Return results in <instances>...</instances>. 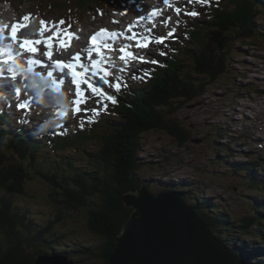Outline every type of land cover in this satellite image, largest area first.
Here are the masks:
<instances>
[{
  "label": "trees",
  "instance_id": "trees-1",
  "mask_svg": "<svg viewBox=\"0 0 264 264\" xmlns=\"http://www.w3.org/2000/svg\"><path fill=\"white\" fill-rule=\"evenodd\" d=\"M238 3L233 2L228 9L220 8L214 16L199 22L192 31L190 43L194 47H189L187 58L181 54L173 58L168 68L159 69L157 76L145 84L146 89L143 84L130 92H117L119 98L112 106L115 115L94 125L92 136L98 140L95 151H87L85 133L77 135L73 142L69 138L59 139L69 131H58L52 134L48 145L40 147L32 139L18 141L19 136L11 135L0 121V264H35L42 255L66 256L75 264H93L87 261L92 258L98 261L96 264H109L116 240L134 211L123 198L138 193L144 182L138 174L143 168L140 155L145 135L165 132L186 147L190 132L181 125L178 112L204 96L209 87L226 75L229 60L236 53L233 43L247 39L256 42L252 19L257 13L254 4L260 1ZM71 149L75 152L67 155ZM226 161L227 158L224 162L230 164ZM261 163L260 157H253L250 163L235 164L233 168L247 175L250 191L264 196ZM37 179L50 186L51 200L47 201L58 209L56 220L88 215V229L99 240L97 244H87L79 238L68 240L67 233L58 235L56 223L37 221L43 216L23 201L31 195L32 180ZM169 185L173 191L182 192L187 203L197 207V216L235 255L246 264H264L263 248L259 247L264 242V204L258 198L253 197L250 203L254 211L239 222L227 207L206 196H197L196 187L188 183ZM35 229H40L39 233L32 235ZM26 232L29 235H24ZM251 238L258 243H250ZM60 239L63 241L59 244ZM42 241L49 244L51 252L48 248L32 250L34 254L28 251Z\"/></svg>",
  "mask_w": 264,
  "mask_h": 264
},
{
  "label": "rangeland",
  "instance_id": "rangeland-1",
  "mask_svg": "<svg viewBox=\"0 0 264 264\" xmlns=\"http://www.w3.org/2000/svg\"><path fill=\"white\" fill-rule=\"evenodd\" d=\"M7 1L0 0V16L2 17H0V25L7 26L4 32L6 37H10L11 31L8 28V23H4V13L8 14L13 20L18 16L22 19L25 15L31 14V19L27 25H30V29L36 28L37 32L35 33L31 30L22 31V34L30 35L29 38L31 40L41 39V36L38 35L41 31V20L57 23L60 20H64L66 23H70L72 26L71 31L75 32L80 39L75 40V45L71 44L70 47L63 50L64 55H66L65 51L72 52V55L67 58V61H71L73 55L79 51L76 49L78 44L87 43L90 45L91 35L100 29L112 30V24L106 27L104 26V22L109 23V17L115 18L129 12L128 6H133L137 12L145 8L149 11L150 15L153 10H156L153 0H121L122 2L119 0H111V8L107 11L96 13L95 15L90 14L80 19V22L78 21L77 24H74L67 19H63L64 15L61 14L62 12L55 11V13L53 11L43 10L46 12L41 13L39 10L41 8L38 7L34 0L33 3L25 5H21L18 0H12L14 9ZM159 1L160 7L169 12V14L157 23L154 22L152 17L144 18V20H147L149 30L153 28V30L159 32V37L166 36L170 31L174 32V35L165 40L163 44L157 43V38L152 42L150 48L139 51L137 56H144L146 60H152L153 56H156L159 51H162V48L166 46L168 41L174 38L183 39L181 31L188 13L194 8V2L196 0H170L171 7L165 5L163 0ZM176 8L180 9L179 14ZM204 18L205 16L201 17V20ZM261 20L264 21V14L261 16ZM20 23H24L23 20ZM130 24L134 25L121 19L120 29L129 31ZM120 29L116 32H119ZM45 33L48 36L52 35L51 32ZM132 36V33H126L122 38H127L130 42H133L130 39ZM131 46H136V43H131ZM42 50H45V47ZM234 50H236V53L229 60L231 72L229 70L221 81L209 88L207 94L199 100L186 105L177 114L181 125L185 126L190 132L191 140L186 145V148L178 146L176 140L164 132L156 131L145 135L144 145L140 155L143 168L138 175L144 182H149L150 187H153L155 184L164 186L167 182L169 183L171 181L179 184L181 179L189 183L194 182L198 189L197 196L211 198L210 200L215 204H219L221 207H227L232 212L235 220H237V217L241 220L249 212L254 211L249 206L251 202L250 196H253V193L247 190V185L245 184L247 177H245L244 173L234 172L230 168V165L222 163L224 157L220 156L221 152H219V148L225 146V144L229 145V148L233 151V156L229 159L231 163L251 162L254 154H257V152L263 153L264 156V145L262 143L264 142V47L259 44L244 42L236 44ZM61 52V50L54 48V54L57 53L56 58L65 61ZM113 52L109 51L112 54ZM85 54L87 56V52ZM109 57L111 56L109 55ZM130 61L132 63L129 71L133 72L137 77H142L146 71V66L151 64L150 62L142 63L139 60ZM36 75L37 77L33 76L30 78L25 75L27 79L17 78L16 80L8 82L13 84L14 89L16 84L19 86L20 96L27 98L30 95L40 97L39 92L41 89L43 93L46 92L48 94L47 98L49 102H52L54 91H52L50 82H41L43 76L40 77L37 73ZM117 77L119 78L116 75L113 77L115 80H111L110 83L112 85L114 81L120 82ZM38 87H40L39 90ZM245 87L250 88V91L246 90ZM88 94L91 97L88 99L84 109L89 111H82L77 116L73 112H69L68 118L65 121L73 124L82 117L90 116L92 114L91 109L98 110L106 103L100 97L94 96L91 91ZM14 98L16 99L15 103L19 107V104L23 101L19 99V95H14ZM40 100L41 102H46L43 99ZM63 100L70 104V109L72 108L71 103H73L75 98L71 99L69 96H64ZM21 111L24 112V110ZM30 111L29 107L27 112L29 113ZM46 111V107H42L35 111L36 114L34 116L37 119L40 117L44 127L58 120V118H48ZM56 123H60L58 125L62 126L61 123L63 122ZM221 133L225 135L221 136ZM239 136L240 139L237 138ZM96 144L97 140L93 138L85 146L88 151H93ZM29 193L31 195L23 198V201L29 203L36 214L43 216L44 219L37 220L39 223H44L47 220L54 224L56 223L55 229H57L58 235L62 232L67 233L69 236L68 240L76 241L79 238L87 244H97L99 242L88 229V215L83 213L76 215L74 218L68 216L64 220H56L55 215L58 209L54 208L49 202L51 200L49 197L50 186L45 181L35 180L32 182L29 187ZM256 197H258L257 194ZM259 198L264 201V196L259 195ZM39 230H32V235L38 234ZM24 235H29V233L26 232ZM29 237L31 238L32 236ZM61 241L63 239H60L59 244ZM249 241L250 243H258L254 238H251ZM261 245L259 244L260 247ZM45 248H48L47 250L50 251L49 244L42 241L36 243L35 246L32 245L29 247L28 251L32 253V250L35 252ZM87 261H93V264L98 262L93 258Z\"/></svg>",
  "mask_w": 264,
  "mask_h": 264
},
{
  "label": "water",
  "instance_id": "water-1",
  "mask_svg": "<svg viewBox=\"0 0 264 264\" xmlns=\"http://www.w3.org/2000/svg\"><path fill=\"white\" fill-rule=\"evenodd\" d=\"M123 200L134 211L109 264H244L182 194L162 189L153 195L144 186ZM36 264L73 263L63 256L42 255Z\"/></svg>",
  "mask_w": 264,
  "mask_h": 264
},
{
  "label": "snow or ice",
  "instance_id": "snow-or-ice-1",
  "mask_svg": "<svg viewBox=\"0 0 264 264\" xmlns=\"http://www.w3.org/2000/svg\"><path fill=\"white\" fill-rule=\"evenodd\" d=\"M165 5L171 6L170 0H163ZM197 2L203 3L204 0H197ZM177 13L179 14L180 9L176 8ZM160 15L159 10H153L151 13L152 17H156ZM193 17L197 16L198 13L195 11H191L188 13ZM31 19V14L25 15L22 20L24 23H17L11 26V35L10 37H6L4 35L5 29L7 26L0 25V42L5 39H10V43H0V55L6 57L0 63L4 65H8V72L10 76L5 77L3 69H0V78L16 80L18 74L20 73V69L18 67H12L16 63V61L20 58V56L27 54L26 63L29 65V71H31V66L41 64L40 59H36L37 56H44L50 62L46 65V67L51 68L53 70L47 72V77L49 82H51L54 87L53 91H59L60 87L65 83L66 77H71L69 80L70 84L75 85V96L76 99L74 101L76 107L74 111L79 114L82 111H89L87 109H82L80 106L82 104H86L88 97L85 95L84 90L82 89V85H87L88 89L91 93L100 97L103 101H110L112 104L117 103L115 96L109 94L106 90L100 87L98 84H95L94 81L88 79L89 72L91 70V76L96 77L99 76V80L103 82L105 85H109V87H114L118 92L121 89V84L117 82L112 85L109 80V76L111 73L106 69L101 67L105 62L104 49L109 51H115L111 43H108L110 40H114L117 37L123 35V33L111 32L107 29H100L96 33L90 36V47H88L85 51L87 52V59L90 61V65L82 63V52H76L71 61H63L61 59H53L54 56V47L63 51L71 46V42L73 39L79 40L80 37L73 31H71V24L66 23L64 20H60L57 22H48L41 20V31L39 35L41 39L29 40V39H20L18 38V31L24 27H27V23ZM144 19V17H141ZM114 23H118V21H113ZM132 30V26H129V31ZM45 32H51L52 35L45 36ZM174 35V32H169L166 36L159 37L157 39V43L163 44L165 40L169 39ZM130 39L136 41V46L140 48H147L149 43H151V39L149 37H140L139 33H135ZM147 41V42H144ZM44 44L45 50L41 52L39 50V45ZM128 45L121 47L119 52L123 53L119 56V59L127 65L129 60H139L142 63H158L156 60H146L144 56L134 55L131 51H127ZM93 53L100 57V60H94ZM161 55H165V53L161 52ZM127 58V59H126ZM78 69H82L79 71ZM67 70V71H66ZM121 72L124 71L123 68L120 69ZM54 73H59L61 78L57 80H53ZM102 73V74H100ZM148 73L145 72V76ZM27 79V76H24ZM117 79H119L117 77ZM143 79V77H140ZM17 95H19V90H17ZM30 107L29 102H22L19 104V108L21 110L27 109ZM105 110H107V103L103 104ZM91 113L94 116L99 115V111L97 109H91ZM60 115H67V112H62ZM89 122H92L91 120ZM83 126V125H81Z\"/></svg>",
  "mask_w": 264,
  "mask_h": 264
},
{
  "label": "bare ground",
  "instance_id": "bare-ground-1",
  "mask_svg": "<svg viewBox=\"0 0 264 264\" xmlns=\"http://www.w3.org/2000/svg\"><path fill=\"white\" fill-rule=\"evenodd\" d=\"M153 4L155 5V8H156V10H159V12H160V15H158V16H156V17H153V19L156 21V22H159L161 19H164V17H166L165 15H168L167 14V11L165 10V9H163V8H161L160 7V1L159 0H153ZM128 10H129V12H127V13H124L122 16H118V17H115V18H112V17H109V20H110V22L109 23H106V22H104V26H108L109 24H112V30H109V29H107V30H109V31H111V32H116L118 29H120L121 27H120V21H121V19H123L124 21H126V22H130V23H133V24H135L136 25V28H133L132 27V32H134L135 33V31L136 30H143L144 29V24H143V19H141V17H145V18H147V17H150V13H149V11L148 10H146L145 8H143L142 10H140L139 12H137V11H135L134 10V8H133V6L132 7H129L128 6ZM169 13V12H168ZM129 14H131V15H129ZM1 17V16H0ZM4 17H5V20H4V23L6 22V23H8V24H14L15 22H14V20L8 15V14H6V13H4ZM2 18V17H1ZM113 21H118V23H114ZM28 31V30H31L32 32H37V29L36 28H34V29H30L29 28V26H27V27H24L23 29H20L19 30V38L20 39H29V40H31L30 38H29V36L30 35H27V34H22V31ZM120 30H122V29H120ZM153 34H155V32H153ZM4 35H6L5 33H4ZM39 35V34H38ZM44 35L45 36H48V34L47 33H44ZM40 36V35H39ZM112 41H115L114 43H112V46H115L116 45V40L114 39V40H112ZM11 41H10V39H5V40H3L2 42H0V43H10ZM71 44H73V45H75V39H73L72 40V42H71ZM82 45V48H86V47H88V44L87 43H83V44H81ZM39 47V46H38ZM55 48V47H54ZM55 49H57V50H59L58 48H55ZM41 51V50H40ZM106 51V52H105ZM41 52H43V51H41ZM103 52H104V55L106 54V55H108V52H107V50H103ZM62 53V57L64 58V60L65 61H67V58L68 57H70L71 55H72V52L71 51H65V54L66 55H64V51H62L61 52ZM56 55H57V53L56 54H54V56H53V59H57L56 58ZM21 58H22V60H19L18 61V63H26V60H27V54H24V55H22L21 56ZM36 59L37 58H39V56H37V57H35ZM106 58V57H105ZM95 59H97V60H100V57L99 56H96L95 57ZM110 58H106L105 59V61H108ZM46 61L47 62H49L47 59H46ZM50 63V62H49ZM0 67H1V69L4 67V65H2L1 63H0ZM8 86V83H6L5 82V80H2V81H0V87H2V88H5V87H7ZM144 89H146L145 88V84H144ZM75 94L74 93V91H69L68 92V94ZM19 95H21V92L19 93ZM20 98H21V96H20ZM26 100H28V101H30V102H36L37 104H35L34 103V105H32V107H33V111L35 112L37 109L36 108H38V109H41L42 107H45V103L42 101V102H40V100H38L37 98H35V97H28ZM66 109V108H65ZM55 115H57V113L55 114ZM227 131V130H226ZM228 132V131H227ZM235 156V155H234ZM126 168V167H125ZM66 257V256H65ZM66 258H68V257H66ZM69 259V258H68ZM70 262H72L73 264H75V261L74 260H69Z\"/></svg>",
  "mask_w": 264,
  "mask_h": 264
},
{
  "label": "clouds",
  "instance_id": "clouds-1",
  "mask_svg": "<svg viewBox=\"0 0 264 264\" xmlns=\"http://www.w3.org/2000/svg\"><path fill=\"white\" fill-rule=\"evenodd\" d=\"M55 256H58V255H55ZM62 256V255H61ZM63 257H65V256H63ZM37 261V260H36Z\"/></svg>",
  "mask_w": 264,
  "mask_h": 264
}]
</instances>
